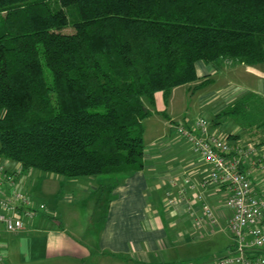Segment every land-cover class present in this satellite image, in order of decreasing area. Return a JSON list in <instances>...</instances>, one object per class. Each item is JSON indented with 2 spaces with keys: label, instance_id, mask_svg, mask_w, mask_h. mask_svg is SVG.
<instances>
[{
  "label": "trees",
  "instance_id": "trees-1",
  "mask_svg": "<svg viewBox=\"0 0 264 264\" xmlns=\"http://www.w3.org/2000/svg\"><path fill=\"white\" fill-rule=\"evenodd\" d=\"M227 59L264 66V0H0V156L65 178L139 171L143 97Z\"/></svg>",
  "mask_w": 264,
  "mask_h": 264
},
{
  "label": "crops",
  "instance_id": "crops-1",
  "mask_svg": "<svg viewBox=\"0 0 264 264\" xmlns=\"http://www.w3.org/2000/svg\"><path fill=\"white\" fill-rule=\"evenodd\" d=\"M176 88L166 100L161 92L155 93L154 105L160 103L161 107L163 100L167 107ZM151 113L150 110L146 118ZM156 121L170 131V138L157 144L156 141L164 136L161 133L150 141L149 146L146 147L144 142L143 168L109 180L117 186L110 189L111 198L104 205L103 218L90 219L84 227L78 226L73 231L65 220L48 218L45 214L26 219L25 227L15 232H8L0 225L3 264H196L189 258L195 240L217 234L230 239L220 256L227 255L233 247L234 237L226 227L231 216V210L223 203L226 189L209 181L210 166L197 155L187 138L179 134L171 137L176 128L174 111L170 110L164 121ZM144 131L143 125V134ZM209 132L216 135L214 130ZM232 134L235 137L228 139L233 149L231 154L240 158L241 169L259 186V170L251 165L249 156L237 153L234 146L240 141H244V145L259 143L264 137L255 132L248 138ZM3 162L9 171L20 169L18 188L21 191L28 192L25 187L29 183L38 189L40 185L53 188V176L46 178L39 170L24 171L19 163L8 159ZM94 183L81 180L79 187L87 191ZM104 186V183L98 184L93 189L97 191ZM35 189L30 194L34 200L42 193ZM201 194L203 199L197 197ZM170 199L176 201L170 203ZM204 202L218 215L213 226L207 220L200 225L197 223L204 215L201 208Z\"/></svg>",
  "mask_w": 264,
  "mask_h": 264
},
{
  "label": "rangeland",
  "instance_id": "rangeland-1",
  "mask_svg": "<svg viewBox=\"0 0 264 264\" xmlns=\"http://www.w3.org/2000/svg\"><path fill=\"white\" fill-rule=\"evenodd\" d=\"M197 64L195 69L199 75L198 79L177 86L172 91V98L168 101L167 107L164 104L166 101H163L165 99H161L163 102L161 108L160 103L151 104L146 97H143L145 105L152 111L151 116L143 122L146 147L161 133L164 136L155 140L157 144L170 138V131L156 121H164L170 110L175 112V123L191 125L197 118H204L210 125L209 131L214 130L221 138H226L232 133L248 138L253 132L264 137V66L262 64L244 65L242 62L231 59L223 61L217 68L203 61H198ZM205 79L207 81L202 83ZM243 97H248L246 105L237 106L231 114L218 115L222 109ZM171 133V137L180 135L176 128ZM42 175L47 176L46 178L53 176L54 179H52L53 188L51 189H46L44 185H40L39 189L35 187L39 191L42 190V193L35 196L37 198L33 199L34 202L44 203L46 206L39 214H45L48 218L65 220L71 231L78 229V226L84 227L90 219L97 221L103 218L104 205L111 198L110 189L112 186H117V183L113 184L107 176L65 178L46 172H42ZM81 180H91L95 183L87 191H83L79 187ZM103 183L105 186L102 189L94 191L93 188ZM25 188H27L25 191H28L26 193H29L28 196L31 197L30 194L35 189L34 185L29 183ZM228 232L231 233L229 230ZM229 241V237L226 239L219 234L214 237L206 236L196 239L189 258L196 264H212L215 257L222 255Z\"/></svg>",
  "mask_w": 264,
  "mask_h": 264
},
{
  "label": "built area",
  "instance_id": "built-area-1",
  "mask_svg": "<svg viewBox=\"0 0 264 264\" xmlns=\"http://www.w3.org/2000/svg\"><path fill=\"white\" fill-rule=\"evenodd\" d=\"M174 125L210 166L209 181L223 185L227 191L224 205L231 210V216L226 227L233 234L234 244L227 255L215 257L212 264H264V139L245 145L240 141L234 146L237 153L249 156L251 165L259 170L257 186L249 173L241 169L240 158L231 154L233 149L228 139L209 132L207 120L199 117L192 126ZM3 161L0 156V225L8 232H15L25 227L26 219H33L46 206L36 204L18 188L20 169L9 171ZM197 197L203 199L202 194ZM175 201L169 200L170 203ZM201 208L204 215L198 218V225L206 220L215 225L218 218L215 209L205 202ZM1 253L0 248V264H3Z\"/></svg>",
  "mask_w": 264,
  "mask_h": 264
},
{
  "label": "water",
  "instance_id": "water-1",
  "mask_svg": "<svg viewBox=\"0 0 264 264\" xmlns=\"http://www.w3.org/2000/svg\"><path fill=\"white\" fill-rule=\"evenodd\" d=\"M144 110H145V108H144Z\"/></svg>",
  "mask_w": 264,
  "mask_h": 264
}]
</instances>
